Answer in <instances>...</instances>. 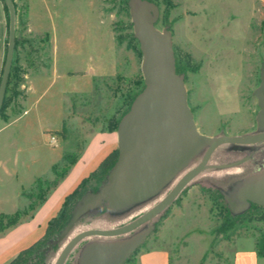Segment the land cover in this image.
Here are the masks:
<instances>
[{"label":"rangeland","instance_id":"1","mask_svg":"<svg viewBox=\"0 0 264 264\" xmlns=\"http://www.w3.org/2000/svg\"><path fill=\"white\" fill-rule=\"evenodd\" d=\"M12 1L18 13L15 68L22 71L20 66L29 62L47 65L49 38L53 37L57 40L59 69L66 62L72 69L86 70L89 66L91 72L82 79L70 77L66 82L73 88L89 89V93L86 89L73 93L71 117L63 120L65 106L57 96L53 99L62 86V78L51 82L48 76L38 86L35 105L30 109L25 106L28 114L23 119L30 122L25 126L18 121L0 136V145H6L0 156L7 159L12 175L7 176L0 169V234L31 212H37L46 196L52 199L62 189L63 184H57L68 171L62 174L70 166L68 161L83 151L94 131L115 126L116 133L119 119L144 87L130 0ZM137 1L148 4L155 28L171 34L174 68L183 79L186 102L197 130L208 136L257 131L259 107L253 91L264 75V0ZM28 15L43 31L28 29ZM23 89L20 84L7 100L6 116L22 112L21 95L17 92ZM35 113L38 121L34 120ZM51 135L54 140H50ZM114 138L116 146V135ZM248 148L264 150V142L218 146L206 166L164 210L118 236L128 238L140 232L145 235L127 258L130 261L126 259L123 264H134L147 240L150 245L166 244L171 257L180 258L182 264H229L237 247L250 245L251 239L254 243L264 239V207L243 202L233 207L228 201L243 179L264 166V157L258 165L246 159ZM204 149L158 194L143 203L125 212H109L101 205L82 215L65 232L63 227L43 246V264H53L62 246L75 233L87 228L117 227L140 215L197 164ZM63 153L67 156L61 161ZM14 157L18 158L17 163L13 162ZM53 163L55 167L50 168ZM78 199L71 201L69 218ZM93 239L98 237L78 242L63 264H77L81 248ZM260 264H264V259Z\"/></svg>","mask_w":264,"mask_h":264},{"label":"water","instance_id":"2","mask_svg":"<svg viewBox=\"0 0 264 264\" xmlns=\"http://www.w3.org/2000/svg\"><path fill=\"white\" fill-rule=\"evenodd\" d=\"M3 2L8 11L9 24L0 77V108L15 42V7L12 0ZM129 9L134 36L141 52L140 69L144 87L118 121L117 158L105 181L96 191H87L79 197L63 232L92 208L104 205L109 212H125L155 196L203 147L205 149L197 164L186 170L151 207L120 226L87 228L75 233L62 246L53 264H63L73 247L87 237L98 239L83 245L77 264H123L142 243L145 235L140 232L128 238L117 237L133 231L164 210L206 166L218 146L264 142V75L253 91L259 107L256 114L257 131L233 136L204 135L195 126L186 102L183 79L174 68L170 32L153 26L146 2L130 0ZM228 201L233 207H236L237 202L264 207V166L243 179L235 196Z\"/></svg>","mask_w":264,"mask_h":264},{"label":"crops","instance_id":"3","mask_svg":"<svg viewBox=\"0 0 264 264\" xmlns=\"http://www.w3.org/2000/svg\"><path fill=\"white\" fill-rule=\"evenodd\" d=\"M15 10V37L17 39L18 13L16 8ZM28 19L27 25L29 26V30L39 32L43 31L42 28H38L35 25L33 19L31 17L29 18V15ZM8 24V11L3 0H0V77L7 49ZM56 43V38L52 37L51 40L49 38V59L47 65L37 66L35 64L31 65L29 62L24 63L23 66H20L22 71L23 68L26 70L25 72L23 71L22 82L20 83L23 84L24 87L21 95L20 107L22 112L8 114L6 120L0 119V136H2V134L8 128L18 121L23 123V125L25 124V126L28 122H30V119H23L24 116L28 114V109H25V106H28L27 108L30 109L35 105L36 100L39 98V95H37L38 86L41 84V82H45L48 76H51V82L58 77L62 78V86L58 91V94H54L55 96H53V99L57 96L60 100V103H62V106H65L63 120L68 116L71 117L73 114V103L71 102L73 95L81 93V91H84V89H86L87 92L89 91L88 88H73L66 83L70 77L82 79L86 75L88 76L91 72V69L89 66L86 67V70H84L82 67H75L72 69L71 67H68L66 62H64L62 68L59 69L56 57ZM66 52H69L67 48ZM50 106L51 103L49 107ZM118 106V108H120L121 101L119 102ZM38 119L39 116L35 113L34 120L38 121ZM62 128L63 126L61 129ZM115 135L117 138V133H115L112 126H107L106 128L101 127L98 131H94L92 134H90L85 148L75 157V160L70 164L68 171L63 175L62 179H60L59 183L57 184V186L63 184L61 187L62 189L57 193L55 192V194L52 196V199H48L46 196V198L39 204L37 212H31V214H29L26 218L16 221L0 234V264H7L21 250L33 244L43 235L47 221L57 213L64 196L68 194L73 188H75L81 179L87 177L93 170H95L102 160L108 154H110L113 149H116L117 144L115 146ZM0 141L3 143L2 140ZM5 147L6 145H0V151H4ZM6 160L7 159L0 156V169L7 176H12L10 174ZM13 162L17 163L18 158L14 157ZM55 163L50 164V168ZM48 196L51 197V194ZM250 241V245L247 244L244 247H237L233 251L229 264H260V260L264 259V256H258L256 254L254 240L251 239ZM146 245L147 246H145V248L136 254L134 264H182V260L180 258L177 259L171 257V252L166 244L155 243L150 245V242L147 240Z\"/></svg>","mask_w":264,"mask_h":264},{"label":"trees","instance_id":"4","mask_svg":"<svg viewBox=\"0 0 264 264\" xmlns=\"http://www.w3.org/2000/svg\"><path fill=\"white\" fill-rule=\"evenodd\" d=\"M14 4V3H13ZM6 7V5H5ZM15 7V4H14ZM16 8V7H15ZM16 13V10H15ZM17 39L15 37L14 49L17 47ZM22 82V71L15 68L14 60L10 66L7 83L5 87L4 97L0 108V118L6 120L7 116L4 114V109L7 107V100L12 97L18 89L19 84ZM17 94L22 95L19 90ZM115 129V126L112 127ZM117 149H113L110 154H108L102 162L93 170L87 177L80 180V182L73 188L68 194L63 198V201L57 211V213L52 216L46 224L45 231L43 235L36 240L33 244L21 250L14 258H12L7 264H43L44 253L43 246L47 244L48 241L55 238V235L66 225L69 220V214L72 203L75 202L83 193L86 191H96L98 187L105 181L106 175L112 165L116 160ZM66 153L61 155V161L66 160ZM75 160V156L68 161L67 165H70ZM56 164L53 165L55 167ZM68 169V166L62 170L64 174ZM71 201H73L71 203ZM55 245H52V249ZM256 254L258 256H264V239L260 238L255 243ZM130 261V260H126Z\"/></svg>","mask_w":264,"mask_h":264},{"label":"flooded vegetation","instance_id":"5","mask_svg":"<svg viewBox=\"0 0 264 264\" xmlns=\"http://www.w3.org/2000/svg\"><path fill=\"white\" fill-rule=\"evenodd\" d=\"M248 151L245 153L246 154V159L252 160V163L255 165H258V162L261 160V157H264V150L260 149H247ZM253 205H256L252 203Z\"/></svg>","mask_w":264,"mask_h":264},{"label":"built area","instance_id":"6","mask_svg":"<svg viewBox=\"0 0 264 264\" xmlns=\"http://www.w3.org/2000/svg\"><path fill=\"white\" fill-rule=\"evenodd\" d=\"M50 140H54V136L53 135L50 136Z\"/></svg>","mask_w":264,"mask_h":264}]
</instances>
